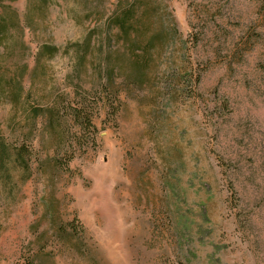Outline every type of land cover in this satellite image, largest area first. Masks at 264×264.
<instances>
[{"label":"rangeland","instance_id":"1","mask_svg":"<svg viewBox=\"0 0 264 264\" xmlns=\"http://www.w3.org/2000/svg\"><path fill=\"white\" fill-rule=\"evenodd\" d=\"M120 1L140 6L145 84L130 83L138 72L105 21ZM86 2L0 0V136L28 132L12 126V78L43 105L56 91L81 103L77 81L91 100L118 92L96 99L92 134L69 125L83 137L73 152L57 153L39 119L31 175H0V264H264V0H104L102 18ZM65 149L69 171L55 163Z\"/></svg>","mask_w":264,"mask_h":264},{"label":"trees","instance_id":"2","mask_svg":"<svg viewBox=\"0 0 264 264\" xmlns=\"http://www.w3.org/2000/svg\"><path fill=\"white\" fill-rule=\"evenodd\" d=\"M86 1V5L89 4V8L86 9V16L96 15L102 18L103 15L101 14V11L104 0H90L91 2H88V0ZM120 3L121 1L118 2L117 8L107 17L105 21L108 27L116 28L118 30V40H121L123 43L122 45L126 46L129 53V59L132 61L138 72L136 77H132L133 79L130 80V83L134 85L138 82L145 84L147 81H144V78L149 74V70L151 68L149 41L145 43L144 41L140 42L138 33H134L135 35L132 36L135 21L137 19H142V14L137 15L140 6H126L121 5ZM12 24L14 25V22H12ZM8 29V20L3 16L0 17V46H3L5 42L8 44ZM91 40L92 36L86 35L83 43L78 47L80 48L81 55L73 69L74 75L76 76L75 80H79L77 78L79 77L80 65L85 62V58L88 56ZM83 49L85 50L82 51ZM41 50L42 54L46 55L48 60L52 59L57 52L55 47L50 46H43ZM114 74L115 72L113 70L103 72V76H105L106 80L109 81L108 84L113 83ZM68 79V82H74V80H72L69 76ZM12 80V83L10 82L11 85L9 87L10 90L8 92V97H5L4 95V98L11 102L13 107L16 108L12 120V126L23 124L21 125L22 128L27 127L28 132L26 134H21V141L15 140L13 143H9L5 137L0 136V175L3 177V180L6 181L8 186H11L12 183V172L18 168L27 172V177L31 175L29 171V163L33 157V150L30 144V139L32 137V132L37 129L39 119H43L44 123L48 124L50 128H53L54 134H51V137L54 138L55 144H53V147L54 149L56 148L57 153L61 149V146L64 147L65 145L69 148L68 150L73 152V144L80 142L83 137L76 133H71L69 125L71 123L76 124L83 131H86L87 134H92L95 130L92 118L97 106L96 99H100L103 94H105L106 97L111 96L113 100H116L118 97L117 90H114L113 88L111 91V86L109 87L106 85L102 90L99 89L98 92L92 93L93 99L91 100V96L89 95L90 93L80 89L79 86L81 85L78 86L79 81H77L76 83H73L76 93L82 97L83 94L86 93L84 95V100H82L81 103H75L73 105L65 93L56 91L53 96L50 97V101L46 105H43V101L40 102L36 100L30 90L26 92L23 90L21 80L18 79L17 82L14 78H12ZM198 81V77L194 79L190 75L189 80L187 81L190 91H195L194 89L196 88ZM15 119L18 121H15ZM67 152L65 149L66 158L62 163H60L58 159H56L55 163L69 171L70 169L67 164L71 161L73 153ZM228 189L231 194L235 193L232 187H229ZM71 223V228H74Z\"/></svg>","mask_w":264,"mask_h":264}]
</instances>
